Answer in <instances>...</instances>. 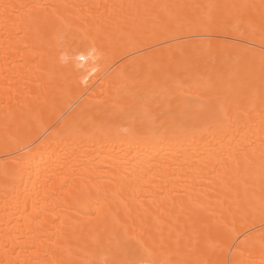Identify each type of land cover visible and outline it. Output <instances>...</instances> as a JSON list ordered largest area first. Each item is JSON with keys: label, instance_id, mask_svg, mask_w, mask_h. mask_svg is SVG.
<instances>
[{"label": "bare ground", "instance_id": "6f19581e", "mask_svg": "<svg viewBox=\"0 0 264 264\" xmlns=\"http://www.w3.org/2000/svg\"><path fill=\"white\" fill-rule=\"evenodd\" d=\"M0 264H264V0H0Z\"/></svg>", "mask_w": 264, "mask_h": 264}, {"label": "rangeland", "instance_id": "374dc122", "mask_svg": "<svg viewBox=\"0 0 264 264\" xmlns=\"http://www.w3.org/2000/svg\"><path fill=\"white\" fill-rule=\"evenodd\" d=\"M145 52H146V50H144V51L142 50V51H139V52H135V53H133L132 55L135 56V54L137 55L138 53L142 54V53H145ZM61 53H62L61 56H64V53H65V52L63 53V52L61 51ZM121 61H122V60H121ZM121 61H118L117 63L120 64ZM35 62H36V61H35ZM117 63H114V65L117 64ZM114 65H112V66L109 68L111 72H112L111 68H112ZM117 65H118V64H117ZM117 65H116V66H117ZM116 66L113 67V68H116ZM113 68H112V69H113ZM110 71H109V73H111ZM113 71H114V70H113ZM91 90H92V88H91ZM91 90L89 89V91H88V89H87V91L83 92V94H85V95L82 94L81 97H79L77 100H76V99H71V101H72L73 104L69 101L71 104H70V103L66 104V105H65V106H66V109H65V110H64V107H65V106L62 108V110L65 111V112L63 113L64 116H65V114H68L67 112L70 113V110L72 111V108H74L73 106H75V104H76L77 102L79 103L80 100H82L83 98H85V96H87L88 93H90ZM83 96H84V97H83ZM82 97H83V98H82ZM80 98H82V99H80ZM73 100H74V101L76 100V101L74 102ZM78 103H77V104H78ZM69 104H70L71 109H70V107L68 106ZM68 107H69V108H68ZM67 108H68V109H67Z\"/></svg>", "mask_w": 264, "mask_h": 264}, {"label": "snow or ice", "instance_id": "6c2138e0", "mask_svg": "<svg viewBox=\"0 0 264 264\" xmlns=\"http://www.w3.org/2000/svg\"><path fill=\"white\" fill-rule=\"evenodd\" d=\"M93 55H94V50H93ZM86 58H87V55L86 54H80L77 57L78 60H85Z\"/></svg>", "mask_w": 264, "mask_h": 264}]
</instances>
